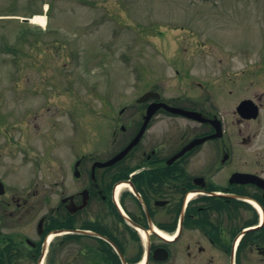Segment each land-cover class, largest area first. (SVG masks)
<instances>
[{
    "label": "flooded vegetation",
    "instance_id": "obj_1",
    "mask_svg": "<svg viewBox=\"0 0 264 264\" xmlns=\"http://www.w3.org/2000/svg\"><path fill=\"white\" fill-rule=\"evenodd\" d=\"M197 1L188 23L226 10ZM241 54L219 84L181 75L185 97L103 102L42 183L0 196V264H264V52Z\"/></svg>",
    "mask_w": 264,
    "mask_h": 264
},
{
    "label": "rangeland",
    "instance_id": "obj_2",
    "mask_svg": "<svg viewBox=\"0 0 264 264\" xmlns=\"http://www.w3.org/2000/svg\"><path fill=\"white\" fill-rule=\"evenodd\" d=\"M192 3L0 0V179L8 195H26L73 154V138L90 136L107 101L152 89L185 97L181 75L219 84L230 68L220 59L244 68L254 60L242 58L259 55L241 53L264 52V0H208L226 10L188 23L178 10ZM35 16H46L44 24Z\"/></svg>",
    "mask_w": 264,
    "mask_h": 264
},
{
    "label": "water",
    "instance_id": "obj_3",
    "mask_svg": "<svg viewBox=\"0 0 264 264\" xmlns=\"http://www.w3.org/2000/svg\"><path fill=\"white\" fill-rule=\"evenodd\" d=\"M25 21H27V20H25ZM151 96H154V94L153 93H148L147 95H145L143 98H150ZM173 110H175V109H173ZM137 140V139H136ZM134 141L133 142V144L125 151V152H123L122 154H121V156L122 155H124V154H126L127 152H128V150H130V148L137 142V141ZM120 157V156H119ZM1 187H2V184L0 183V193H3V191L1 190Z\"/></svg>",
    "mask_w": 264,
    "mask_h": 264
},
{
    "label": "bare ground",
    "instance_id": "obj_4",
    "mask_svg": "<svg viewBox=\"0 0 264 264\" xmlns=\"http://www.w3.org/2000/svg\"><path fill=\"white\" fill-rule=\"evenodd\" d=\"M45 19V16H35L33 21H40L42 24H44Z\"/></svg>",
    "mask_w": 264,
    "mask_h": 264
}]
</instances>
